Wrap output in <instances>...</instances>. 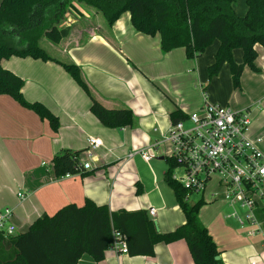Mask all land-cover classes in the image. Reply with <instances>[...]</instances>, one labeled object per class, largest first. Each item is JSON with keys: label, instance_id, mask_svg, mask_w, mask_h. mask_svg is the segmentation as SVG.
I'll return each mask as SVG.
<instances>
[{"label": "crops", "instance_id": "crops-1", "mask_svg": "<svg viewBox=\"0 0 264 264\" xmlns=\"http://www.w3.org/2000/svg\"><path fill=\"white\" fill-rule=\"evenodd\" d=\"M234 9L245 14L246 0H234ZM60 32L59 42L47 49L42 46L60 61L79 65L91 95L56 61L30 56L1 61L3 67L24 79L26 100L43 103L59 119V128L54 130L48 119L11 95L0 94V212L13 210L7 224L14 227L15 234L26 231L43 214L52 215L70 203L81 206L86 199L105 204L111 211L144 209L149 213L153 207L156 214L149 216L160 232L184 224L185 214L165 179L170 160L162 145L154 144L174 121L175 111L185 117L200 109L205 94L214 103L228 102L230 106L232 102L235 110L250 108L248 134L254 141L260 139L257 144L264 153V94L241 101L212 93L220 76L209 78L207 68L216 59L219 39L198 57H189L183 47L164 52L160 34L139 32L129 12L109 26L100 12L80 4L67 9ZM257 49L263 62L257 59L258 73H262L264 47L257 45ZM233 57L241 63L242 48H235ZM223 67L230 81L231 67ZM248 69L242 73L243 94ZM93 98L108 108L132 109L135 124L105 126L91 111ZM91 135L101 138L103 146L90 156ZM64 149L83 150L80 161L91 164L86 174H54L52 160ZM140 150H149L154 158L147 162ZM131 152L136 153L129 156ZM215 188L211 186L200 198L204 197L205 203L199 217L216 242L223 264H264V205L254 211L255 225L241 227L229 217L233 208L222 197L208 201ZM239 211L242 216L246 213ZM78 264H194V260L187 242L181 239L157 243L153 256L121 254L109 247L101 261L84 254Z\"/></svg>", "mask_w": 264, "mask_h": 264}, {"label": "trees", "instance_id": "trees-1", "mask_svg": "<svg viewBox=\"0 0 264 264\" xmlns=\"http://www.w3.org/2000/svg\"><path fill=\"white\" fill-rule=\"evenodd\" d=\"M100 12L112 26L124 12H129L134 27L147 35L160 34L164 52L183 47L189 57L200 56L219 39L216 59L208 67L209 78L218 74L222 65L230 64L234 88L241 87L245 67L260 70L256 65L257 45L264 47V0H246L247 11L239 15L234 0H2L0 4V94H9L22 105L48 119L58 130L59 119L41 102H30L23 94L24 79L3 67L1 61L11 56L33 57L60 63L77 83L91 95L90 87L79 65L53 57L40 44L44 37L61 40L60 24L68 7L76 4ZM242 48L243 61L234 60L233 50ZM91 111L102 124L112 128L133 126L132 109L108 108L92 99ZM173 120L184 118L180 111ZM83 150L64 149L55 154L52 165L57 177L86 174L80 155ZM170 160L166 181L172 187L185 214L186 221L168 232L158 231L155 221L144 209L111 211L105 204L86 199L83 205L70 203L54 214H43L30 227L8 235L0 230V264H78L84 254L96 261L105 257L115 230L127 236L131 255L153 256L159 242L184 239L194 264H223L220 250L199 212L205 201L190 203L188 191L172 172Z\"/></svg>", "mask_w": 264, "mask_h": 264}, {"label": "built area", "instance_id": "built-area-1", "mask_svg": "<svg viewBox=\"0 0 264 264\" xmlns=\"http://www.w3.org/2000/svg\"><path fill=\"white\" fill-rule=\"evenodd\" d=\"M250 124V108L235 110L209 101L205 94L203 107L173 121L162 133L161 140L154 144V147L168 145L165 156L175 163L172 177L187 189V201L191 194L204 195L214 185L216 188L208 201L222 197L233 208L229 217L237 220L241 227L255 225L254 211L259 204L264 205V153L257 144L260 139L254 141L249 137ZM101 146V138L88 137L90 156ZM139 153L147 162L154 158L149 150ZM82 166L87 170L91 164L86 161ZM175 170L181 173L175 174ZM239 208L246 211L244 216ZM149 213L154 216L156 209L150 208ZM12 214L11 208L0 212V230L8 235L14 234V227L7 224ZM109 247L129 254L127 236L121 231L113 232Z\"/></svg>", "mask_w": 264, "mask_h": 264}, {"label": "rangeland", "instance_id": "rangeland-1", "mask_svg": "<svg viewBox=\"0 0 264 264\" xmlns=\"http://www.w3.org/2000/svg\"><path fill=\"white\" fill-rule=\"evenodd\" d=\"M70 8H72V7H68V9H70ZM101 16H102L104 22L106 23V20H105V18L103 17L102 14H101ZM51 43H53V41H51L50 39H48L46 37H44V38H42L40 40V44L43 45L46 49L48 48V45L51 44ZM203 54H204V52L201 55H203ZM257 59H258V57H257ZM257 59H256V65H257L258 68H260V66H258V63L260 62L261 64H263V62H261L258 59L259 62L257 63ZM224 64L230 65L228 62H226ZM223 65H222L219 73L213 76L214 78H217L218 76H220V80L218 81L217 86H213V88H212L213 95L223 96L225 98H229L231 96V98L234 97L235 100L238 99V100H241V101L242 100L246 101L248 99V97L256 98L259 95L264 94V70H262V73L261 72L258 73L259 70L256 71V70H253V69H251V68H249L247 66L249 69L246 71V75H244L245 76V80H246V85H245L246 94H243L242 90H241L243 88L242 77H241V87H240V89L239 88L238 89L234 88L232 79L230 78V81H229L227 69L224 68ZM207 73L209 75L208 68H207ZM229 103H230V107L234 109V106H233L232 102H229ZM227 104H228V102L225 103L224 105H227ZM161 147H162V150L164 152H167L166 151L168 149V145L167 144H164ZM161 161H163L166 164H168L166 162L167 160L163 159ZM168 166H169V164H168ZM174 173L175 174H180L181 171L180 170H175ZM201 197H202V194L193 193L190 196L189 202L190 203H195Z\"/></svg>", "mask_w": 264, "mask_h": 264}, {"label": "water", "instance_id": "water-1", "mask_svg": "<svg viewBox=\"0 0 264 264\" xmlns=\"http://www.w3.org/2000/svg\"><path fill=\"white\" fill-rule=\"evenodd\" d=\"M156 223V222H155Z\"/></svg>", "mask_w": 264, "mask_h": 264}]
</instances>
